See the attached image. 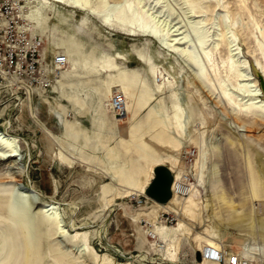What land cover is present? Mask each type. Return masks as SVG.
Masks as SVG:
<instances>
[{
  "label": "rangeland",
  "instance_id": "1",
  "mask_svg": "<svg viewBox=\"0 0 264 264\" xmlns=\"http://www.w3.org/2000/svg\"><path fill=\"white\" fill-rule=\"evenodd\" d=\"M31 1L21 0L15 14L31 10L32 22L25 21L43 36L48 56L64 50L85 60L82 77L65 80H87L99 88L111 122L101 141L93 124L99 93L89 86L81 90L91 93L86 110L61 96L54 88L59 81L30 96L0 86V130L18 138L22 153L17 163L0 161V264H197V250L203 254L200 263L208 264L207 248L224 244L238 250L246 234L248 242L261 246L252 236H257L256 220L264 219V111L247 105L259 88L256 78L262 87L254 66L264 72V0H89L88 6ZM128 4L131 16L148 29L119 24L117 15ZM117 80L132 93L123 118L110 107L120 89L111 88ZM46 98L67 109V118L79 119L90 142L72 141ZM116 118L136 120L128 128L135 135L156 129L150 143H139L141 154L127 155L150 161L143 172L137 165L112 177L116 157L109 151L123 150L125 133L112 125ZM83 151L88 159L70 166L75 157L84 159ZM161 163L177 180L186 172L196 174L190 196L174 194L166 204L151 201L145 188ZM17 174L35 192L19 191ZM18 191L26 201L16 197ZM142 194L143 206L134 198ZM42 203L59 207L70 233L42 220ZM165 210L179 220L158 231L169 238L168 252H160L162 241L148 237L144 228L150 225L140 218L153 220ZM244 223L253 225L251 231ZM85 233L91 248L82 251Z\"/></svg>",
  "mask_w": 264,
  "mask_h": 264
},
{
  "label": "built area",
  "instance_id": "2",
  "mask_svg": "<svg viewBox=\"0 0 264 264\" xmlns=\"http://www.w3.org/2000/svg\"><path fill=\"white\" fill-rule=\"evenodd\" d=\"M21 0H0V86H7L17 93L30 96L49 91L67 69L70 59L66 52L48 56L44 50L45 40L39 33L32 32L20 14H15ZM127 97L124 92L116 91L110 98V107L116 117L127 115ZM193 174L182 180L189 189ZM195 179V178H194ZM194 182V181H193ZM139 205L147 203L144 195L134 197ZM161 221L174 224L178 220L174 212L163 211ZM144 221L148 223L147 219ZM151 238L160 239L159 236ZM158 237V238H157ZM211 256L220 264H264V249L248 241L238 250L229 247L212 251ZM197 264V260L195 261Z\"/></svg>",
  "mask_w": 264,
  "mask_h": 264
},
{
  "label": "bare ground",
  "instance_id": "3",
  "mask_svg": "<svg viewBox=\"0 0 264 264\" xmlns=\"http://www.w3.org/2000/svg\"><path fill=\"white\" fill-rule=\"evenodd\" d=\"M15 1H18V0H15ZM28 1L29 2H32L31 0H28ZM58 1L59 2H62V3H71L74 6H88V3H89V0H58ZM130 9H131V5L130 4L123 5L121 7L120 13H119V15H117V19H118L119 24H121L123 26L136 25L137 27H140L142 29H148V27L146 25L140 23L138 19H135V18H133L131 16L130 11H129ZM30 14H31V10L24 11L22 13V16H23V18H25L27 20H30L32 22V20L30 18ZM28 24H30V22ZM28 27L32 30L33 24L29 25ZM148 31H151L154 35H158L159 36V33H157V31H155L153 29H151V30L149 29ZM58 52H61V51H58ZM58 52H56V53H58ZM68 56H69V54H68ZM69 59H70V57H69ZM194 61H195V64L196 65H199L200 64V61H198V60H194ZM254 70H255V73L257 75H259L260 78L262 77V79L264 80V72L261 71V69L258 67L257 63H256V66H254ZM64 74H65V71L63 72V74L61 76H63ZM61 78L62 77H60L59 80ZM249 79H247V80H249ZM262 79H261V81H262ZM255 80L257 81V85L256 84L255 85L258 86L259 88L257 89V87H256L257 91L254 92L253 101L250 102L247 105V107L248 106H252L256 110L257 109H260V111H264V89H263V87H261L260 80L258 78H256ZM252 86H254V85H252ZM116 91L124 92L121 89H118ZM125 95H126V93H125ZM126 97H127V105H126L127 106V112L129 113L128 96L126 95ZM251 109H253V108H251ZM7 122H9V121H7ZM17 142H19V140H18L17 137H15V136L7 133L6 131H1L0 130V161L1 162L10 161V162H16L17 163V161H18L19 158L22 159V153L20 151V148H19ZM188 153L190 155H192V156L193 155H196L195 152H193L192 150H190ZM193 162H195V157L192 159V163L191 164H193ZM158 165H165L168 168V170H171V172H173V170L170 168V166H168L165 163L157 164L156 166H158ZM156 166L154 167V176H153V178L156 176ZM17 168H19V167H17ZM23 169H25V168H23ZM263 170H264V166H263ZM20 173H21V171H20ZM173 174H174V172H173ZM189 174H193L195 176V179H196V174L193 173L192 171L186 172L185 175L184 174H181V177L178 180L175 178V174L173 175L174 177H173V180H172V183H171V188H170L171 196L165 202L159 201V200L154 199V198H152L151 201L152 202H155L156 204L157 203L166 204V203H168L169 201L172 200L174 194H176L179 197H187V196H190L193 193V191H194L195 181L194 182L191 181L189 183V189H188V187H185L182 184V180L183 179L185 180V178H186L188 180V178L186 176L189 175ZM20 176H21L20 174H17L14 177L15 178L14 182L16 184V188L19 191L20 190H23L22 192H25V193H29L30 191H34L35 192L36 189H33V188L29 187V186L23 185ZM151 182H152V180H151ZM151 182L146 186V188H145V194L148 192V188H149ZM19 191L16 192V197H18L22 201H26V197L24 195H22ZM145 196H147V195H145ZM134 197H138V196H135L134 195ZM27 198H28V196H27ZM260 204H264V202L263 203H260ZM141 206H143V205H141ZM38 207H39L40 212L42 213V217L41 218H42V220H44L46 222V224H48L50 226L58 227L59 228V232L62 233V234H65V233L68 234V233H70V229H68L67 226L65 225L64 220H63V217H62V214L58 210V208H59L58 206H56L54 204L42 203ZM169 212H171V211H169ZM161 213H160V215L156 219H153L152 220V219H150V216H143L142 218H140V221L143 218H145V219L148 220V223H149L150 227L144 228L145 229V232L148 235V237L150 235H152V236H157L158 235L159 238H160V240L162 241V243L159 245V247L161 248L160 249L161 250L160 252H168V243H167V240L169 238H166V240H165L158 233V231L161 233V231H165L167 229H171L172 228L171 226H175L176 224H178V222L176 224H174V225H169V224H166L165 222H162L161 221V218H160ZM239 218H243V217H241V216H235L234 215V219L237 220ZM232 219H233V217H232ZM178 220H179V217H178ZM247 220H248V217H247ZM245 221H246V218H245ZM256 221H257V225L258 226L256 225L257 233L255 235H257V236H252V238L257 239L258 244H259V242H261L262 245L260 244L261 246H259L256 243H254L253 241H249V243H253L255 246H258V249L259 250H263L264 249V219H258ZM157 225H159V226L160 225H166V226H170V227H164L165 229H162V228H159ZM245 226H247L246 229H248L249 231H251L250 228L253 225H251L250 223H247V224H245ZM77 234H79L78 231H77ZM246 235H247V237L245 236V238L250 239V236H248V234H246ZM247 239H245V240L248 241ZM82 247H83L82 248V251H83V249L85 250L87 248H89V249L91 248L90 245H89V242H88L87 233H85L84 243H83V246ZM223 247H228V245L221 244V247L219 249L207 248L205 250V256L208 257V258H212V259L216 260V262L213 263V264H220L219 260L217 258H214L213 256H211L210 254H211L212 251H215V250L217 251V250L223 249ZM110 261H111V259H110ZM201 261L202 260H200L199 262H201Z\"/></svg>",
  "mask_w": 264,
  "mask_h": 264
},
{
  "label": "crops",
  "instance_id": "4",
  "mask_svg": "<svg viewBox=\"0 0 264 264\" xmlns=\"http://www.w3.org/2000/svg\"><path fill=\"white\" fill-rule=\"evenodd\" d=\"M58 51H64V50H58ZM66 53H68L69 57H70V67L65 72V74L62 76V78L59 80L60 86H54V88L57 89L61 93V96L69 97L70 102L74 106H80L82 109H85V110L88 109V107H89L86 100H87V98L90 97L91 93L89 90H85L84 95H81V94H83L81 92V90H84L83 88H86L89 86L90 87L89 89L93 88L97 93H99L98 106L96 108H94L95 116L93 118V124L95 126V128H94L95 129L94 130L95 136L98 138H101L103 136V134H102L103 129L105 127H107L109 125V123L111 122L110 117L108 115L109 107H107L105 105L103 106V103H102L103 100L101 98L99 88L97 89L96 86H91V84H89V81L80 80L77 82L68 83V81L65 80L71 76L75 77V79H80L82 77L79 75L80 70H83V68H85V66H86L85 60L83 58H80V56H77V55H75V53L69 52V51L68 52L66 51ZM77 59L79 60L77 63L78 67L76 69H74L73 65L75 64ZM115 62L117 63V60H115ZM123 85H124V83H122L121 80H117L116 82L111 84V88L114 89L115 87H118V88L122 89L128 97L130 95H132L131 91L129 89L126 90ZM66 88H70L71 90H67ZM112 89H111V92H113ZM82 99L85 100L83 104L81 103V101H79ZM45 101L49 102L52 112H54L56 115H58L60 122L63 124L64 131H66L68 133L69 138L72 141L76 142L79 138H83L86 143L90 142V140L92 139V136L89 134L87 129H85L82 126L81 121L79 119L75 118L72 120V119L67 118L69 115L67 109L62 108V107L57 108V107L53 106L51 101L48 100V98H46ZM30 111H31V107H30ZM139 114H140V112L138 113L137 116H139ZM135 121L136 120L133 119V122L132 121L131 122H124V121L122 122L121 119H117V118H116L115 122L112 121V125L114 126V128L116 130L120 131L121 128H123V130L125 131L124 134L120 135V137H121L120 142L122 144L123 150L122 149L115 150L114 148H111L109 151L111 156L116 157L114 159V161L111 163V168L113 171L112 172L113 178H121L120 173L123 170H125L126 167H128V171H130L129 169H131V168L135 169L136 166L138 165L139 168H141V170H142L141 172H143L144 170L148 169L149 166L151 165L150 161H148L142 157L139 159L133 158L132 160H129L127 158V155H130L132 153L141 154V150L139 148V146H140L139 143L142 140H145V141L150 143V139L152 138L153 133L156 131V129L152 130V128H151L152 126H150V129H148L149 131L145 136L135 135L132 132L128 133V128H132ZM125 123H126V126H125ZM43 129L47 133H49V131H51L46 127H43ZM102 139L103 138H101V141H102ZM136 142H138V144ZM174 145H178V142H175ZM150 147H152V146H150ZM148 151L151 152L152 150H148ZM80 155H83L84 159L79 160L77 157H75V159H74V157L72 156V153H71V156L74 159V161L72 164L71 163L70 164L68 163V164L70 166H72L73 164H75L79 161L85 162V160H87L88 156H89V154L87 156V154H85L84 151ZM114 163H116V166L114 165ZM122 168H124V169L121 170ZM137 230H138V233L140 235V230L138 228H137ZM204 254H205V252H204ZM206 259L209 261L208 264H213L216 262V260H214L212 258L207 257ZM198 264H201V263L198 261Z\"/></svg>",
  "mask_w": 264,
  "mask_h": 264
},
{
  "label": "water",
  "instance_id": "5",
  "mask_svg": "<svg viewBox=\"0 0 264 264\" xmlns=\"http://www.w3.org/2000/svg\"><path fill=\"white\" fill-rule=\"evenodd\" d=\"M262 87L264 89L263 79H262ZM173 177L174 176L172 175L171 170H168L166 166H158L156 168V177L148 188V193L151 195V197L163 202L169 199L171 196L170 188ZM122 256L125 259L131 257V256H126L124 254H122ZM202 258H203L202 252L200 250H197L196 251L197 261L202 260Z\"/></svg>",
  "mask_w": 264,
  "mask_h": 264
}]
</instances>
